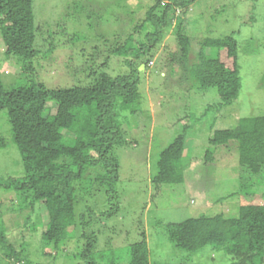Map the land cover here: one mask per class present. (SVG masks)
<instances>
[{"label":"trees","instance_id":"16d2710c","mask_svg":"<svg viewBox=\"0 0 264 264\" xmlns=\"http://www.w3.org/2000/svg\"><path fill=\"white\" fill-rule=\"evenodd\" d=\"M195 1L156 0L136 27L144 34L139 48L133 49L134 33L123 43L104 38L109 44L106 50L82 49L84 63L72 66V72L84 74L85 81L49 87L37 71L52 60L57 42L49 24L45 29L39 19V0H0L5 55L20 65L18 83L9 88L0 72V111H7L10 124L9 135L0 134V152L12 142L21 154L19 171L0 168V264H48V259L66 251L78 231L76 264H119L114 247L99 250L97 245L103 221L122 210L117 150L128 145L125 128L130 116L141 111L140 66L149 68L178 8L182 14L177 16L176 33L183 55H190L191 36L182 17ZM69 38V43H76L79 35ZM200 45L186 69L190 82L198 90L216 89L223 104L235 103L242 88L237 36L207 37ZM222 51L231 59V67L220 58ZM113 55L123 58L124 73L110 72ZM147 122L151 124V117ZM182 126L159 152L152 177L155 186L164 185L174 193L176 186L186 183L184 158L191 126ZM209 142L213 147L233 145L238 151L240 186L229 195L240 196L237 213L221 211L167 223L168 240L180 250L184 264H191L192 255L207 246L223 251L229 264H264V197L253 198L259 193L253 177L264 174V115L242 117L233 127L216 129ZM205 158L213 161L214 151L207 150ZM100 203L106 208L101 209ZM38 226L39 242L33 237L21 241L9 237L12 227L36 230ZM141 234L143 238L128 247L131 264H152L149 243L144 231Z\"/></svg>","mask_w":264,"mask_h":264},{"label":"rangeland","instance_id":"374dc122","mask_svg":"<svg viewBox=\"0 0 264 264\" xmlns=\"http://www.w3.org/2000/svg\"><path fill=\"white\" fill-rule=\"evenodd\" d=\"M155 2L39 0V19L45 29L49 24L57 42L52 60L38 69L39 78L49 87L73 85L81 79L85 81V75L72 72V66L84 63L82 49L87 52L94 51L95 47L106 50L104 46L109 44L104 43V38L109 40L108 43H123L134 33L133 49L139 48L144 34L136 27L142 24ZM43 3L54 7L53 11L44 10ZM181 10H175V17L165 28L162 42L151 55L149 68L142 64L141 111L130 116V125L125 128L128 145L117 150L122 210L118 216L103 221L105 226L102 225L97 249L114 247L119 264H131L128 247L143 238L142 231L149 243L152 264H184L180 258L182 253L168 240L167 223L221 211L236 215L240 196L229 195L240 186L238 151L233 145L213 147L209 139L216 129L233 127L242 117L264 115V0H196L182 17L185 32L192 41L188 57L183 55L176 33ZM231 33L239 41L242 88L236 102L226 105L216 89L198 90L194 87L186 69L195 61L201 49L200 41ZM74 34L79 35L78 41L69 43V37ZM222 52L220 58L231 67V59ZM112 57L110 72L115 75L124 73L127 67L123 58ZM19 68L13 58L5 55L0 35V72L5 76L7 88L18 83ZM8 116L6 110L0 111V134L5 136L10 131ZM148 117H151V124L147 122ZM184 123L191 126L187 130L184 158L186 183L176 186L175 193L178 190L181 193L175 194L173 189L165 190L164 185L155 186L152 177L159 152L172 142ZM209 149L214 151L213 161H206L205 154ZM20 163L21 154L10 142L0 152V168L17 172L21 169ZM263 175L253 177L259 191L253 197L256 201H262L264 197ZM77 235L71 239L66 251L48 259V264H76L79 261L74 254L79 249ZM9 237L14 241L33 237L39 242L41 226L36 230L12 227ZM192 263L229 264V257L223 251L207 246L192 255Z\"/></svg>","mask_w":264,"mask_h":264},{"label":"water","instance_id":"95a60500","mask_svg":"<svg viewBox=\"0 0 264 264\" xmlns=\"http://www.w3.org/2000/svg\"><path fill=\"white\" fill-rule=\"evenodd\" d=\"M143 67H144V65H142V66L140 67V69L143 68Z\"/></svg>","mask_w":264,"mask_h":264}]
</instances>
